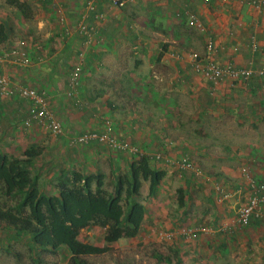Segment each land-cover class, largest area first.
Wrapping results in <instances>:
<instances>
[{"label": "crops", "instance_id": "0c3cea01", "mask_svg": "<svg viewBox=\"0 0 264 264\" xmlns=\"http://www.w3.org/2000/svg\"><path fill=\"white\" fill-rule=\"evenodd\" d=\"M27 3L38 22L34 41L30 37L25 41L30 63L20 67L2 55L19 40L7 35L0 42V75L8 78L13 89L23 85L43 93L63 133L54 135L34 123L26 126L28 102L16 93L0 96V154L22 158L25 149L41 143L40 154L29 164L40 191L56 194L57 179L77 171L101 174L102 188L113 193L121 177L129 175L134 154L95 141L69 144L78 133L102 130L107 119L111 133L135 145L153 168L164 171L165 179L179 170L174 165L181 159L192 163V169H186L191 179L184 183L189 187L191 182H202L208 208L212 202L217 208L212 214L214 225L216 216L217 221L221 218L210 232L224 230L226 235L229 226L239 227L234 219L250 194L248 178L264 183V71H260L264 68V9L244 0H134L121 8L109 0ZM190 14L195 21H190ZM80 22L92 28L89 37L78 31ZM189 31L200 37L199 43ZM208 36L217 47L218 64L253 69L248 81L211 82L193 69L190 52L194 50L185 51L179 43L192 44L202 53ZM253 40L259 48L253 47ZM77 62L82 70L78 98H74L67 94L68 78ZM47 136L49 141L43 144L41 138ZM157 153L160 159H154ZM147 191L148 181L140 180L139 192ZM155 207L145 208L139 230L156 221ZM183 212L184 206L178 218ZM252 222L253 230L264 228L260 224L264 220ZM0 230L7 232L0 237L4 260L3 252L18 241L19 232L5 223ZM103 230L92 225L81 232L87 236L85 242L102 247ZM180 235L170 242L197 239ZM200 235L198 249L205 251L228 252L234 238L240 243L236 248L244 243L236 233L204 235L203 240ZM240 257L251 259L246 254Z\"/></svg>", "mask_w": 264, "mask_h": 264}, {"label": "trees", "instance_id": "16d2710c", "mask_svg": "<svg viewBox=\"0 0 264 264\" xmlns=\"http://www.w3.org/2000/svg\"><path fill=\"white\" fill-rule=\"evenodd\" d=\"M4 3L16 8L23 18L30 17L31 8L26 1ZM6 37L7 32L0 25V42ZM40 152V148L30 146L23 151L24 159L0 154V195L17 197L14 205L0 206V225L5 223L16 232L28 234L33 247L51 253L64 247L69 263L74 264H83L80 257L103 253L109 243L138 233L145 207L132 197L138 193L140 180L148 181L151 195L164 176V171L150 165L148 157L141 155L131 162L129 175L121 177L113 193L102 188L101 174L72 171L57 179V193L49 195L39 190L38 177L29 169L31 159ZM179 202L182 203L181 197ZM92 225L104 229V246L79 239L81 230Z\"/></svg>", "mask_w": 264, "mask_h": 264}, {"label": "rangeland", "instance_id": "374dc122", "mask_svg": "<svg viewBox=\"0 0 264 264\" xmlns=\"http://www.w3.org/2000/svg\"><path fill=\"white\" fill-rule=\"evenodd\" d=\"M22 1L27 2V0ZM7 6V4L0 1V13H3L0 16V25H2L3 31H6L7 35L16 39L19 38V40L24 42L28 37L34 41L35 38H32V35L35 34L38 25L35 17L36 13L31 10L30 17L23 18L16 8ZM4 17L8 19L9 23ZM15 20L16 23L14 22ZM189 33L192 34L190 31ZM191 38L195 42H200V37L198 38L197 35L192 34ZM179 44L182 45L181 48L185 49V51L194 50L193 53H200L192 44L188 47L182 43ZM41 139H43L42 143L49 141L48 136ZM40 144L35 145V147L40 148ZM133 146L136 147L135 145ZM133 154L134 160L139 159L143 155L139 153L138 148L137 152ZM24 157L22 156V159ZM190 177L187 170H173L168 179L163 177L159 181L156 190L151 195H148V191L140 193L138 188V193L132 198L142 202L147 210L152 206H156L155 211L158 213L156 221L153 220L152 223V219L149 220L151 222L150 228L142 227L135 236L125 237L120 242L115 241L113 244L108 245V249L105 252L82 256L80 261L83 264H264V228L253 230L254 224L250 222L239 227L229 226L226 230V235L224 230L210 232L209 229L218 225L221 218L217 221L216 216L214 225L212 214L216 213L217 208L213 202L211 203L212 206L208 208L207 196L201 191L202 182L195 181L197 183L191 182L189 187L186 186L184 181H188L191 179ZM179 197H181L182 203L179 202ZM16 201L17 197L0 195V206H4V204L14 205ZM182 206H184L185 212L181 214V218H178V210ZM159 213L162 214L159 216ZM260 224L264 223L260 222ZM166 226L169 227L166 228ZM172 226L175 227L173 231ZM182 229L197 232V239L198 235L202 234L200 235L202 240L204 235L206 237H211L213 234L215 236H233L236 233L243 237L244 243L243 246L236 248L235 244L240 243H235L234 238L230 242L232 246L230 248L227 246V249L229 248L228 252L225 249L216 252L215 250L211 251L210 248L207 249L208 251L198 249L200 240L197 241L196 238L194 241L188 240L183 242V244H178L176 241L170 242L174 237L178 239L176 235H183L180 232ZM4 233L7 232L0 230V237ZM170 233H172V237ZM99 235L101 236V234ZM86 238L85 233L81 232L79 239L85 241ZM5 251L7 252H3L2 255L5 259L2 260L0 257V264H74L69 263V254L65 248H59L51 253L47 250L33 247L29 243L28 234L19 233L18 241H13L8 246V250L5 249ZM202 254L206 257H201ZM242 254L250 255L249 259H251L241 260L240 255ZM79 264L82 263L79 262Z\"/></svg>", "mask_w": 264, "mask_h": 264}, {"label": "built area", "instance_id": "2783aa9c", "mask_svg": "<svg viewBox=\"0 0 264 264\" xmlns=\"http://www.w3.org/2000/svg\"><path fill=\"white\" fill-rule=\"evenodd\" d=\"M115 7L121 8L124 5L134 0H109ZM250 5L264 9V0H244ZM190 21H195L193 15H189ZM59 20L63 21V16H59ZM80 22L77 24V29L80 33L86 34L88 37L91 32V27L87 28ZM199 26V24H198ZM86 41H88L86 39ZM26 43L23 40H16L12 45L3 51L2 55L11 62L20 67H26L30 63L28 51L25 48ZM258 43L253 40V47L259 48ZM217 52V47L212 37H206L204 43V50L202 53H191L192 66L197 72H200L207 81L216 82L223 79H230L232 81H248L253 74V69L243 66H235L227 63L225 65L218 64L214 57ZM82 65L77 62L69 73L68 78V91L69 96L78 98L76 90L79 85V79L81 75ZM261 72L264 68L260 69ZM16 93L20 98L26 100L29 106V113L27 119L24 121L26 126L34 123L35 125L42 126L46 131L51 132L54 135L63 133V126L54 118L51 111L48 110L46 97L43 93L37 92L30 86H18L13 89L8 81V78L4 75H0V96L9 97L11 94ZM104 128L100 131H87L78 133L69 139L71 146L86 145L93 141L106 144L112 149L128 151L129 153H136L137 148L128 144L123 139L114 136L111 133L110 121L104 120ZM161 155L157 153L154 159H160ZM179 170L192 169V163L183 158L174 165ZM244 171V169H243ZM247 184L249 185L250 194L247 201L237 208L234 222L237 226H244L249 224L253 220H264V183L257 182L252 178H248ZM181 233L189 239H195L197 232L190 231L189 229H182Z\"/></svg>", "mask_w": 264, "mask_h": 264}]
</instances>
